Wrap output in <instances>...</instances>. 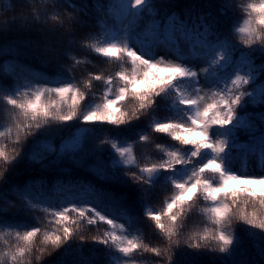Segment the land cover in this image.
<instances>
[{"label":"snow or ice","instance_id":"6c2138e0","mask_svg":"<svg viewBox=\"0 0 264 264\" xmlns=\"http://www.w3.org/2000/svg\"><path fill=\"white\" fill-rule=\"evenodd\" d=\"M248 7L258 17L256 26L252 19L234 26L237 43L219 23L233 10L232 0H107V4L102 0L91 4L89 0H6L0 8V34L38 22L51 20L52 24L44 33L43 53H33L44 72L23 63L5 61L0 66L4 73L0 75V103L7 118L0 123V165L4 166L0 168L4 182L0 228L8 229L3 234H14L17 241L14 248L0 252V264H26L34 249L39 262L49 254V246L63 248L64 256L75 254L72 264H92L84 256L89 239L105 246L106 257L118 253L120 264H137L136 257L144 253L163 259L164 264H196L195 258L204 250L219 254L221 264H264V174L250 175L233 163L234 156L241 154L242 168H247L248 158L253 157L264 171V0ZM91 10L102 13L95 23L103 35L97 32L95 40L93 34L82 31L87 19L93 18ZM77 49L114 61L119 70L107 75L89 72L81 85L65 75L89 63L74 54ZM7 55H20L15 42L0 43V56ZM62 58L70 60L72 68L62 66ZM93 81L103 82L100 102L93 100ZM162 101L180 115L154 123L155 133L165 134L177 145L160 162L141 166L133 143L122 144L115 136L100 140V145L110 149L107 159L103 148L91 145L97 125L132 124L150 116ZM57 136L60 145L55 143ZM149 140L148 133L138 134L137 142ZM9 144L13 145L10 150ZM80 153L95 157L91 168L98 179L119 185L130 180L142 193L141 200L160 174L168 173L174 195L162 210L148 208L144 213L166 247L151 246L137 236L129 238L126 225L100 209L98 198H89L96 191L91 186L53 185L55 193L74 188L85 193L71 199L66 196L67 206L62 204L57 210L41 208V204H52L51 197L32 196L27 182L10 181L8 169L14 170L21 160L42 168L64 159L84 166L83 159H76ZM40 186L46 187L43 180ZM10 193L20 199L25 212L48 214L51 227L13 222L17 217L9 213ZM110 198L127 210L126 196L113 193ZM201 199L210 202L203 209L210 224L182 236L184 218ZM135 221L129 213V227ZM234 224L243 227L247 241ZM19 228L28 230H15ZM76 240L80 243L73 247ZM182 244L186 246L183 251Z\"/></svg>","mask_w":264,"mask_h":264},{"label":"trees","instance_id":"16d2710c","mask_svg":"<svg viewBox=\"0 0 264 264\" xmlns=\"http://www.w3.org/2000/svg\"><path fill=\"white\" fill-rule=\"evenodd\" d=\"M78 2H80V0H78ZM91 2L92 0H89V4H91ZM102 2L107 4V0H102ZM179 2L185 3L189 2V0H179ZM201 2H204V0H201ZM260 2L261 0H232L233 10L230 11L226 17L220 18L219 23L222 30L234 42H239V36L234 34L233 31L234 26H243V21L245 19H252L253 26H256L255 20L258 17L254 12H252L248 5L252 3L259 4ZM5 5L6 0H0V8H3ZM8 15H11V13H8ZM100 15H102V13H97L95 10H91V16L93 18L87 19V26L82 29L84 33L93 34V40L96 39L95 34L97 32L101 33V37L103 35V29L98 28L95 23V17ZM51 24V20H49L47 24L38 22L35 26H30L27 29H15L6 34H0V43H4L5 41L15 42L20 51L19 56H0V66H2L5 61H8L9 64L12 65L15 63H23L27 64L35 72H44V66L40 64L39 60L33 53L35 52L37 56L43 53L45 45L44 33L47 28L51 27ZM109 26L111 25L109 24ZM74 54L80 59H86L89 63L86 65H78L71 73H65V75L75 77L81 85L89 72L103 71L107 75L119 70V66L116 62H109L91 51L77 49ZM59 63L66 68H72L71 61L66 58H62ZM125 67H127V65H125ZM3 74L4 73L0 72V75ZM45 75L50 76L51 73L45 72ZM7 78L12 79L11 76H8ZM91 91L95 94L93 97L94 102H100L104 91L103 82L93 81ZM177 115L180 114L168 109L165 102L162 101L160 108L155 110L150 116H142L140 120L134 121L132 124L121 126L119 128L111 125H97L91 140V145L103 148V156L107 159L110 155V149L108 145H100V140L106 137L108 139H112L114 136L119 137L121 138L120 142L122 144L133 143V152L141 166H144L145 164L158 163L162 157H165L167 150H171L177 145L176 142L171 141L170 137L165 134L155 133L152 130L154 128V123L156 121L164 122ZM6 122L7 118L6 113L4 112V105L0 103V123ZM54 127L58 126L54 125ZM141 132L148 133L150 135V140L147 142H137L138 134ZM27 143L28 142H25L26 146ZM55 143L57 145L62 143L59 136L55 138ZM157 144L161 147L157 148ZM8 147L10 150L13 145L9 144ZM20 151L23 153L24 149H20ZM76 159H83L84 166L74 164L70 159H64L59 165L42 168L39 165L31 164L26 159L21 160L15 165L14 170L11 167L8 169L10 181L12 184L20 185L27 182L31 189L32 196L39 197L43 193V195L51 197L52 204H41V208L51 206L57 210L62 204L67 206L65 202L66 196L71 199L73 195L80 196L85 193L77 188H74L72 192L55 193L52 191L53 185H56L57 187H62L63 185H76L81 186V188L83 186H91L96 191L89 196V198H98L100 201V209L105 210L107 214L116 218L118 223H124L128 228L129 238L137 236L143 239L144 243L150 244L151 246H159L162 249L166 247L165 240L159 234V231L155 229L154 223L150 220H146L144 213L148 208L153 210H162L168 199L174 195L175 190L168 180V173H162L155 186L151 188L147 196L141 200L140 197L142 196V193L139 192L137 186L130 180L127 185H119L98 179L91 168L95 157L86 155L85 153H80ZM233 163L240 171H246L245 168H242L241 154L234 156ZM3 167V165H0V168ZM121 171H123V169ZM34 180L36 181L35 184L32 183ZM41 180H43L46 184V187L43 189L40 186ZM3 186L4 182L0 181V187ZM113 193L116 197H120L121 195L127 197L126 203L128 207L126 211L119 208V202L117 200L110 198V194ZM8 199L10 204L13 205L9 208V213H15L17 217L16 221L13 222L26 223L41 227H51L49 224L51 217L48 214L41 210L25 212L23 210L24 205L13 193L9 194ZM33 202L37 203L39 200H34ZM207 207H210V202H206L201 199L196 202L195 206L190 211H188L187 216L184 218L182 236L193 231H200L205 227V225L210 224L207 213L203 211V209ZM108 210L111 211L109 212ZM122 211L124 212L123 215L121 214ZM129 213L131 216L136 218L135 223L131 227L128 225ZM34 217H38L39 220L37 221ZM102 228L103 226H101V229ZM233 228L247 241L243 227L240 224H234ZM15 230L23 232L28 229L19 228ZM7 231L8 229L6 228H0V252L8 250L9 247L14 248L17 244L14 234L11 236L3 234ZM92 234H95V230H93ZM5 241H7V245L5 244ZM72 243L73 247H75L76 244L80 242L76 240ZM37 244L39 246V241ZM248 246L250 247V241H248ZM185 247L186 246L182 244L181 251H183ZM48 253L49 254H45L43 256L42 260L37 262L35 259L37 252L34 249L32 256L27 258L26 264H61V261H63L64 264H72V260L75 258V254L71 256H64L63 248L53 249L49 246ZM118 255V253L113 252L111 257H106L105 246L98 244L94 245L90 239L84 244V256L91 258L92 264H120V261L117 258ZM176 256H179V253H176ZM136 259L137 264H164L163 259L155 257L151 253H144L142 256L136 257ZM195 259L196 264H221V257L219 254L208 250H204V254L196 257Z\"/></svg>","mask_w":264,"mask_h":264},{"label":"rangeland","instance_id":"374dc122","mask_svg":"<svg viewBox=\"0 0 264 264\" xmlns=\"http://www.w3.org/2000/svg\"><path fill=\"white\" fill-rule=\"evenodd\" d=\"M245 169L248 174H258V175L264 174V171H262L257 166L256 161L253 157L248 158V166Z\"/></svg>","mask_w":264,"mask_h":264},{"label":"water","instance_id":"95a60500","mask_svg":"<svg viewBox=\"0 0 264 264\" xmlns=\"http://www.w3.org/2000/svg\"><path fill=\"white\" fill-rule=\"evenodd\" d=\"M161 175V174H160Z\"/></svg>","mask_w":264,"mask_h":264}]
</instances>
